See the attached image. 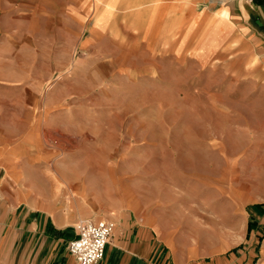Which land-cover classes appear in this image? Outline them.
<instances>
[{
	"label": "crops",
	"instance_id": "crops-1",
	"mask_svg": "<svg viewBox=\"0 0 264 264\" xmlns=\"http://www.w3.org/2000/svg\"><path fill=\"white\" fill-rule=\"evenodd\" d=\"M97 1L103 9L94 18L91 33L85 34L87 42L113 7L127 3ZM81 2L86 9L92 0ZM10 3L0 0V8ZM132 15V31L115 38L123 41L121 59L115 62L122 76L119 84H172V65L186 58L185 48L199 32L190 55L202 65L226 42L243 43L249 72H259L245 80L243 87L264 115V0H135ZM173 17L179 25L175 36L171 34ZM4 53L0 50V57ZM144 67L154 76H145ZM137 72L140 76H135ZM83 73L91 77L86 66ZM11 84L9 76L0 74V103L24 105L19 118L0 112V264H78L67 243L76 236L74 225L81 219L113 223L104 255L93 264H252V243L232 253H226L231 247L226 239H219L220 248L218 239L205 244L201 224L180 209V194L172 198L159 192L162 185L169 190L170 184L165 185L157 170L148 172L138 160L135 174L125 175L123 155H109L123 154L125 146L106 144L101 138L111 135L115 116L95 120L100 123L83 118L77 124L75 113L62 111L57 107L59 100L50 98L53 93L42 97L38 90L20 84L25 91L17 97ZM80 137L91 142H77ZM210 175L217 180L216 171ZM258 184L261 191L255 199L261 201L264 168ZM232 214L234 210L229 209L227 215ZM251 216L264 225V205H254ZM259 254V264H264V239Z\"/></svg>",
	"mask_w": 264,
	"mask_h": 264
},
{
	"label": "rangeland",
	"instance_id": "rangeland-1",
	"mask_svg": "<svg viewBox=\"0 0 264 264\" xmlns=\"http://www.w3.org/2000/svg\"><path fill=\"white\" fill-rule=\"evenodd\" d=\"M96 1L85 9L81 0H10V6L0 8V50L6 52L0 57L5 60L0 74L11 78L17 97L25 91L20 84L42 97L53 93L50 98L59 100L62 111L75 113L77 124L83 118L100 123L95 120L115 116L116 126L109 128L112 136L101 138L125 146L123 154H109L123 155L125 175L135 174L138 160L148 172L157 170L165 185L170 184L169 190L162 185L159 192L172 198L180 194V209L196 217L205 244L208 239H226L231 246L226 253H232L252 243V264H259L264 225L257 224L251 208L264 205V200L255 199L264 168V115L243 87L257 72L250 73L246 66L243 43L226 42L202 65L190 55L196 32L185 48L186 58L172 65V84H119L122 76L115 62L121 59L123 41L115 38L132 31L135 0L113 7L87 42L85 34L91 33L103 9ZM176 20L173 17L172 36L178 33ZM84 66L90 68V78ZM144 69L145 76H154ZM158 75L163 77V67ZM23 106L0 103V112L19 118ZM80 140L91 142L89 137ZM213 171L217 180L211 179ZM229 209L234 210L230 217Z\"/></svg>",
	"mask_w": 264,
	"mask_h": 264
},
{
	"label": "built area",
	"instance_id": "built-area-1",
	"mask_svg": "<svg viewBox=\"0 0 264 264\" xmlns=\"http://www.w3.org/2000/svg\"><path fill=\"white\" fill-rule=\"evenodd\" d=\"M76 236L67 243V250L78 264H93L100 261L113 230L109 220L92 221L81 219L74 225Z\"/></svg>",
	"mask_w": 264,
	"mask_h": 264
}]
</instances>
